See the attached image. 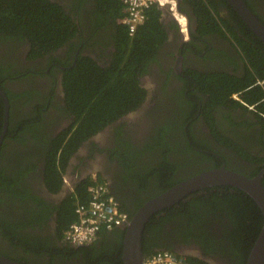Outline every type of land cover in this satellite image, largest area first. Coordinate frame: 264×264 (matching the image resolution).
I'll return each instance as SVG.
<instances>
[{
  "label": "flooded vegetation",
  "instance_id": "obj_1",
  "mask_svg": "<svg viewBox=\"0 0 264 264\" xmlns=\"http://www.w3.org/2000/svg\"><path fill=\"white\" fill-rule=\"evenodd\" d=\"M43 1L59 6L64 21L74 28L73 35L54 44L52 51L33 57L23 32H0V91L8 101L7 128L0 144V177L9 178L16 193L11 195L0 180V255L28 264H119L125 225L147 201L202 171L220 167L222 162L249 178L264 171L262 123L237 96L212 101L203 90L206 80L190 76L192 71H219L231 82L243 81L245 60L228 34L201 36L195 12L180 0L188 17L189 39L166 13L160 17L167 38L157 54L158 65L150 63L147 71L138 75L144 91L139 107L81 140L63 167L61 184L52 191L44 173L46 156L66 132L65 141L69 138L73 129L67 130L75 121L65 104V72L83 58L100 66L109 65L116 50L117 22L96 11L95 0ZM243 2L264 24V0ZM212 14L217 23L231 27L247 40L237 24L240 17L236 13L234 16L227 7L217 4V12ZM186 83L189 86L184 87ZM183 102L192 105L191 112L161 140L160 128L168 124L167 119ZM0 105L1 136V96ZM92 174L106 184L127 220L90 244L75 246L59 238L57 209ZM211 188L186 194L149 217L146 224L163 229L158 235V228L143 232L142 251L146 256L167 252L185 264L190 260L211 264L184 254L185 249L192 248L214 264H234L244 259L258 235L247 243L236 244L233 227L223 226L229 222V217L223 216L225 204L217 203L212 194L224 198L227 191L208 192ZM205 232L215 238L212 252L207 254L200 247ZM143 239H147L144 245Z\"/></svg>",
  "mask_w": 264,
  "mask_h": 264
},
{
  "label": "trees",
  "instance_id": "obj_2",
  "mask_svg": "<svg viewBox=\"0 0 264 264\" xmlns=\"http://www.w3.org/2000/svg\"><path fill=\"white\" fill-rule=\"evenodd\" d=\"M219 1L220 3L217 0H183L195 12L199 23L197 30L201 36L207 35V33H217L224 36L228 34L232 40L234 38L239 53L245 60L247 70L244 75L246 78L243 81L242 79H232L231 82L227 79L228 76L219 71L210 74L192 71L190 76L192 78L201 76L206 80V83L202 84L203 90L210 94L212 101L219 100V98L220 100H231L229 98L222 99V97L243 90L239 94L241 101L258 103V111L253 114L264 126V119L260 116V113H264V102L261 101L264 98V92L260 87H252L255 80H264V44L251 33L240 19L237 24L247 40L240 38L231 27L226 26L227 28H225L224 25L217 23L212 14V11L217 12V4L227 7L231 14L237 16L225 0ZM95 10L106 16H111L117 22L116 38L114 37L116 50L109 65L100 66L88 58H83L75 68L65 72V104L75 121L67 130L73 129L69 138L65 141L66 132L64 136H61L62 138L60 137L58 143L51 145L53 148L46 156L44 173L52 191H55L61 184L63 167L81 140L139 107L144 97V91L138 83V75L143 74L150 63L158 65L157 54L162 50L167 38L160 21L161 11L157 5L146 10V21L137 28L132 36L129 35L123 22L127 12L122 0H95ZM71 25L64 21L63 12L59 6L43 0H0V32H8V34L11 33V30L23 32L31 44L33 57L52 51L54 44L61 43L71 37L74 33L73 25ZM185 86H189V83H186ZM236 104L239 105L237 102ZM2 109L3 105H0V114H3ZM174 110L171 117L167 119L168 124L160 128L159 137L161 135V140L166 132L171 131L179 122H183L188 117L192 105L183 102L180 107H176ZM204 147L211 149L210 146ZM241 156L248 158L246 153H242ZM201 159L203 158H199V160ZM0 180L1 186H6L11 195L16 194L12 191V182L9 178L0 177ZM96 180L99 183H104L99 178ZM89 183L90 180L82 181L57 209L59 238L62 241H64L65 231L76 220V206L88 201L86 190ZM220 189L223 192L227 191L224 198H220L216 192L212 194L216 195L217 203L225 204L223 216L229 217V222L223 226L233 227L231 233L236 244L247 243L250 239H255L263 220L255 202L236 188L220 186L207 191ZM120 209L122 210V208ZM149 228L151 230L158 228L157 235L163 229L162 226H154L150 222L146 224L144 231H148ZM104 232L106 231L100 232L99 235ZM213 239L215 238L209 237L207 232L203 234L200 247L204 254L212 252L211 242ZM146 240L143 239V245ZM248 253L246 252L240 263L235 262L234 264H245ZM148 255L150 254L148 253ZM17 262L28 264L20 260ZM119 264L123 263L120 261ZM190 264L206 263L190 260Z\"/></svg>",
  "mask_w": 264,
  "mask_h": 264
},
{
  "label": "water",
  "instance_id": "obj_3",
  "mask_svg": "<svg viewBox=\"0 0 264 264\" xmlns=\"http://www.w3.org/2000/svg\"><path fill=\"white\" fill-rule=\"evenodd\" d=\"M226 2L240 17L246 27L264 44V24L258 20V18L243 2V0H226ZM179 3L180 0H176V11L183 14L185 20L187 21L186 23L189 38L190 33L187 20L188 17L181 9ZM180 56L178 58L181 62ZM0 96L4 103L3 131L0 136L1 144V137L5 134L7 128L8 101L5 94L1 91ZM263 173L264 171L260 172L254 177L249 178L239 172L227 168L225 166V163L222 162L220 167L202 171L199 174L186 179L179 185L167 190L162 195L147 201L134 213V215L130 219H128V222L125 225L122 246L123 264H142L144 259L147 257L142 251V238L146 223L153 213L161 210L167 205L178 201L183 196L193 191L223 185L232 186L247 194L255 202L256 206L260 210L263 218L262 227L256 240L254 241V245L250 250L249 255L247 256L246 264H264V184L262 182ZM184 254L202 258L206 262L214 264L212 260L203 258V256L196 249H185ZM0 264L21 263L0 255Z\"/></svg>",
  "mask_w": 264,
  "mask_h": 264
},
{
  "label": "built area",
  "instance_id": "obj_4",
  "mask_svg": "<svg viewBox=\"0 0 264 264\" xmlns=\"http://www.w3.org/2000/svg\"><path fill=\"white\" fill-rule=\"evenodd\" d=\"M163 2L164 0H123L127 9L123 22L133 32L136 26L144 21V10L153 4L161 5ZM255 85L264 92V80L257 79L252 87ZM261 101L264 102V98ZM241 102L249 111H258V103ZM260 116L264 119V113H260ZM88 180H90L86 190L88 201L76 206V220L69 225L63 236L64 241L75 246H86L95 241L101 231L120 226L127 220L126 214L118 208L116 201L109 195L107 186L97 182L93 175ZM142 264L185 263L170 253L156 252L148 255Z\"/></svg>",
  "mask_w": 264,
  "mask_h": 264
},
{
  "label": "clouds",
  "instance_id": "obj_5",
  "mask_svg": "<svg viewBox=\"0 0 264 264\" xmlns=\"http://www.w3.org/2000/svg\"><path fill=\"white\" fill-rule=\"evenodd\" d=\"M165 1L166 0H164V2H163V4H161V5H158V4H153V5H157L158 7H159V9H160V11L162 10V9H164L165 7H167L168 6V4H166L165 3ZM168 2H170V3H173L174 2V5H173V7L172 8H174V11H176V0H167ZM152 5V6H153ZM151 6V7H152ZM174 18H175V25L179 28V31L181 32V34L185 37V38H188V31H187V21L185 20V17H184V15L183 14H180L179 16H177V17H175V15H174ZM178 18H183L184 19V21H185V23H180L179 22V20H178ZM189 39V38H188ZM230 97V99H233L234 97H236L237 96V100H240V97H239V95H235V94H233V93H231L230 95H229ZM248 110V109H247ZM250 112H252V111H250ZM252 113H254V112H252ZM95 178H96V176L94 175V174H92ZM92 175H90L87 179H85V180H88ZM105 184V183H104ZM106 185V184H105ZM72 193V192H71ZM104 231V230H103ZM102 232V231H101ZM151 255V254H150ZM173 255V254H172ZM173 256H175V255H173ZM176 257V256H175ZM177 258V257H176Z\"/></svg>",
  "mask_w": 264,
  "mask_h": 264
},
{
  "label": "crops",
  "instance_id": "obj_6",
  "mask_svg": "<svg viewBox=\"0 0 264 264\" xmlns=\"http://www.w3.org/2000/svg\"><path fill=\"white\" fill-rule=\"evenodd\" d=\"M166 4H168L167 7H165L163 10H161V17H163L162 15L164 13H166L174 22H175V18H174V15L175 17L179 16L181 13L180 12H177V11H174V8L173 5H174V2L173 3H170L168 2L167 0L165 1ZM73 177H77V173H74Z\"/></svg>",
  "mask_w": 264,
  "mask_h": 264
},
{
  "label": "bare ground",
  "instance_id": "obj_7",
  "mask_svg": "<svg viewBox=\"0 0 264 264\" xmlns=\"http://www.w3.org/2000/svg\"><path fill=\"white\" fill-rule=\"evenodd\" d=\"M122 4H123V6L125 7V10H126V12H127V9H126L125 4L123 3V0H122ZM149 8H150V7H149ZM147 9H148V8H147ZM147 9L144 10V15H145V11H146ZM126 15H127V14H126ZM178 20H179V22H180L181 24H182V23H185V21H184L183 18H178ZM143 23H144V21H143L142 23L138 24L133 32H131V31L129 30V27L125 24L126 27H127V29H128L129 35L132 36V35L136 32L137 28H138L140 25H142Z\"/></svg>",
  "mask_w": 264,
  "mask_h": 264
},
{
  "label": "rangeland",
  "instance_id": "obj_8",
  "mask_svg": "<svg viewBox=\"0 0 264 264\" xmlns=\"http://www.w3.org/2000/svg\"><path fill=\"white\" fill-rule=\"evenodd\" d=\"M224 92H225V91H224ZM229 95H230V94H229ZM229 97H230V96H227V97H226V95H224V98H229Z\"/></svg>",
  "mask_w": 264,
  "mask_h": 264
}]
</instances>
